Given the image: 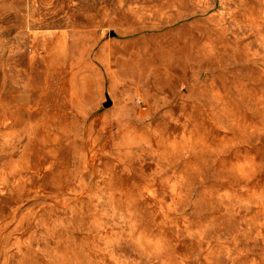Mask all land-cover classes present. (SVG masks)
<instances>
[{
    "label": "rangeland",
    "instance_id": "1",
    "mask_svg": "<svg viewBox=\"0 0 264 264\" xmlns=\"http://www.w3.org/2000/svg\"><path fill=\"white\" fill-rule=\"evenodd\" d=\"M0 264H264V0H0Z\"/></svg>",
    "mask_w": 264,
    "mask_h": 264
},
{
    "label": "water",
    "instance_id": "2",
    "mask_svg": "<svg viewBox=\"0 0 264 264\" xmlns=\"http://www.w3.org/2000/svg\"><path fill=\"white\" fill-rule=\"evenodd\" d=\"M113 35V34H112ZM110 107V104L107 105V108Z\"/></svg>",
    "mask_w": 264,
    "mask_h": 264
}]
</instances>
